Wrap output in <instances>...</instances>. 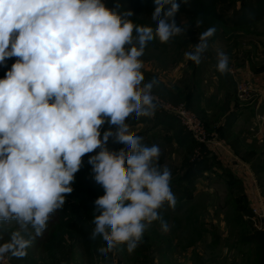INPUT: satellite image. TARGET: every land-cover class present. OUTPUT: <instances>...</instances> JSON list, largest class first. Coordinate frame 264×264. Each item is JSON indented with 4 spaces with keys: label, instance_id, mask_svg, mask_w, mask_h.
<instances>
[{
    "label": "clouds",
    "instance_id": "clouds-1",
    "mask_svg": "<svg viewBox=\"0 0 264 264\" xmlns=\"http://www.w3.org/2000/svg\"><path fill=\"white\" fill-rule=\"evenodd\" d=\"M154 4L155 29L134 24L132 11L105 0H0V65L16 58L0 78V223L18 226L0 244V258L27 255L25 233L42 235L88 154L104 190L94 201L90 234L105 242L101 254L119 245L132 253L154 221L169 231L160 209L176 205L171 172L158 164L159 147L144 145L126 122L155 111L156 81L143 83L141 71L147 43L185 32L176 21L178 0ZM215 32H201L186 59L199 65ZM228 65L218 51L216 70L226 74ZM109 138L127 150L110 151Z\"/></svg>",
    "mask_w": 264,
    "mask_h": 264
},
{
    "label": "rangeland",
    "instance_id": "rangeland-1",
    "mask_svg": "<svg viewBox=\"0 0 264 264\" xmlns=\"http://www.w3.org/2000/svg\"><path fill=\"white\" fill-rule=\"evenodd\" d=\"M216 10H220L219 5ZM151 15H137L129 19L134 24L155 29L156 24ZM229 16L230 13L224 17ZM197 19L203 21L199 27L195 25ZM176 21L185 28V32L168 43L153 39L147 43L140 58L144 65L141 70L144 75L143 83L156 81L152 89L156 105L154 114L139 118L133 114L126 121L130 131L142 137L144 145L159 147L158 164L161 168L167 167L171 172L170 186L176 189L172 191L176 197V205L182 203L186 192L192 193L189 201L180 210L170 213L167 205L160 209V215L169 225V231L163 232L160 221H154L132 253L124 245H119L103 255L98 249L106 245L102 238L97 237L94 245H90L87 257L83 254L84 249L77 234L64 228L57 232L59 229L56 219H49L46 229L38 238L31 229L25 233L26 238L31 240L25 257L18 259L6 254L11 264H181L178 257L184 247L188 248L186 253L196 264L257 263V244L241 241V237H245L250 231L245 222H251L249 217H242V214L248 209L252 213L251 200L253 208L260 211L262 208L256 207L253 194L250 201L242 198L243 192H240L244 183L247 186L248 180L244 182L242 177L234 175L235 172L244 174L243 170L250 169L254 173L257 171L251 166H246L247 169L242 165L245 158H241L235 152L237 150L232 149L231 141L218 123L228 122L236 110L254 109L250 115L252 120L246 115L248 125L252 127L254 122L255 125L260 122L258 116H264V102L260 101L256 82L257 78H264V19L256 21L248 28H239L225 24L214 16L190 18L179 11ZM209 27H215L216 32L208 41L209 47L203 54L201 63L196 65L186 59L185 53L193 50V45L198 43L199 34ZM218 51H223L229 58V72L226 74H220L216 70ZM239 80H248L256 90L257 98L249 106L242 108L239 105L246 103L238 100L235 91ZM257 100L260 103L255 108ZM181 104L203 123L214 140L221 142L216 145L219 149H208L197 143L183 129L177 118L165 111V105ZM108 127V124L103 125L102 131ZM106 147L110 151H118L125 148V145L109 138ZM256 151L259 150L251 149L248 153L253 156ZM88 155L85 157L88 158ZM203 161L209 165L193 182L189 177L201 170ZM232 170L234 178L229 174ZM254 183L262 194L260 181ZM234 192L240 195H234ZM187 205L197 206L199 209H186ZM94 211L95 208L89 210V213L93 216ZM195 219L197 222L192 223ZM17 228L15 222L0 223V244L9 241L11 233ZM51 233L53 237L48 245L45 240ZM191 238L197 243H193L194 248L183 246L185 240Z\"/></svg>",
    "mask_w": 264,
    "mask_h": 264
},
{
    "label": "trees",
    "instance_id": "trees-1",
    "mask_svg": "<svg viewBox=\"0 0 264 264\" xmlns=\"http://www.w3.org/2000/svg\"><path fill=\"white\" fill-rule=\"evenodd\" d=\"M105 3L109 8H116L117 5H119L117 10L121 13L130 10L133 12V16L150 15L155 8L154 0H105ZM178 3L180 4L179 11L186 17L214 16L217 20L225 24L228 23L239 28H248L256 21L264 19V0H188V3H185L184 0H178ZM217 5L220 6V10H216ZM229 13L230 18H225L224 16ZM131 17H128V19ZM15 59L16 58L8 59L5 65H0V78L4 77L5 72L11 68ZM230 121L231 117L229 121H225V123L229 125ZM201 163L203 164L201 170L189 177L192 181L200 176L203 170L207 168V165H209L205 161ZM72 187L73 191L71 194L66 195L63 208L55 211L49 219H56L59 229L57 232H60V229L63 228L74 231L81 240V246L84 249L83 254L88 257L90 245H94L96 241L90 239V234L94 225L91 222L93 216L89 213V210L95 208L94 201L99 196L104 195V190L94 180L92 166L88 164V158H83L82 167L75 174V182L72 184ZM171 190L176 191L172 186ZM181 204L175 205L174 208L168 207L167 204L165 205H167L171 213L179 210ZM250 215H252V213L251 210L248 209L242 214V217ZM248 224L250 223L248 222ZM52 237L53 234L51 233L45 240L47 244H50ZM36 238H38V236H36ZM247 240L257 244V264H264V233L259 230L249 232V234H247Z\"/></svg>",
    "mask_w": 264,
    "mask_h": 264
},
{
    "label": "crops",
    "instance_id": "crops-1",
    "mask_svg": "<svg viewBox=\"0 0 264 264\" xmlns=\"http://www.w3.org/2000/svg\"><path fill=\"white\" fill-rule=\"evenodd\" d=\"M257 77H259V76H257ZM256 82L258 83L257 86H258V89L260 92L259 93L260 101L263 103L264 102V78L263 77L257 78ZM250 109H251V107H250ZM251 111H254V109H251V110L246 109L245 111H237L236 110V112L235 111L233 112L234 114L232 113L231 121L229 122L230 124L228 123L229 125H227L225 123V121H223L225 124H222L223 122H219L218 124L220 127H223L222 131L226 133L227 138H229V141H231L232 149L234 151L237 150L235 152H237L241 158L242 157H243V159L245 158V160L243 161L244 163L241 162L242 165L245 167L248 166V168H249V166H251L253 169H255L257 171V173H254L249 169V171L243 170L244 174H242L240 172H235V174H234L233 173L234 169H233L232 172L231 171L229 172L231 174L232 178H234V175H235L237 177H242L244 182H247V180H248V182H247L248 184H246L247 186H245V183H244L242 191L240 192V194L243 192L242 198L244 197L246 200L250 201L252 199V194H253V198H256L254 200L256 202L255 203L256 207L257 206L261 207L262 211L264 212V188H263L264 187V123L260 124V122H258L255 125V122H254L253 127L251 125H248L249 121L247 120L246 115H248L249 118L250 117L252 118V116H250V115H252ZM251 118H250V120H252ZM253 121H255V120H253ZM256 148L259 151H256L255 154H253V156H250V154L248 152H250L251 149H256ZM239 163H240V161H239ZM203 172H205V171H203ZM214 173H217V172L214 171ZM255 175L257 176V179L255 178L256 177ZM221 176H223V174H221ZM259 176H260V178H259ZM226 180H228V178H226ZM257 180L260 181V188H262V190H261L262 194H260L259 188L254 183V182L257 183ZM195 181H193V182H195ZM189 190H190V188H189ZM236 193H238V192H234V195H240V194H236ZM190 194H192V193H189V194L185 193L184 194L180 209L186 205L185 203L187 201H189L188 199L190 197ZM250 202H251L250 207L253 208L254 205H253L252 200ZM185 208L186 209H192V208L193 209H199L197 206H190V205L189 206L187 205ZM184 209H183V211L185 212L186 209L185 210ZM250 216H247V217L250 218ZM244 217H246V216H244ZM196 222H197L196 219L192 221V223H196ZM245 223L247 224L248 229L250 230L249 232H253L256 230L255 228H253L251 222H249L250 224H248V222H245ZM194 228H195V226H194ZM256 231H258V230H256ZM249 232H248V234H249ZM241 241L245 242V243L250 242L249 240H247V234L245 235V237L244 236L241 237ZM193 243H195V245L197 244L195 239H193V238L186 239L183 246L188 245L190 247L193 246V248H194ZM185 248L186 247H184V249H183L184 251L179 254L178 261L181 264H196L195 260H193V258H191L190 255L188 253H186V250L188 248L187 249H185Z\"/></svg>",
    "mask_w": 264,
    "mask_h": 264
},
{
    "label": "built area",
    "instance_id": "built-area-1",
    "mask_svg": "<svg viewBox=\"0 0 264 264\" xmlns=\"http://www.w3.org/2000/svg\"><path fill=\"white\" fill-rule=\"evenodd\" d=\"M234 74V71H230ZM236 83L235 91L237 98L240 102L246 103L241 104L239 106H249V104L253 103L257 98L255 94V89L250 85L248 80H239ZM255 98V99H254ZM260 103L257 100L255 108H258V104ZM165 111L170 112L174 115L177 120L180 122V125L183 129L199 144H202L204 147H208V149H216V145H220L221 142H217L214 140L210 134H208L205 129L203 123L184 105H176L169 106L165 105ZM264 122V116H258V121ZM219 149V147L217 148ZM202 156V154H200ZM250 221L256 230L264 231V213L258 209L252 208V215L250 216ZM0 264H11L8 256L5 255L3 258H0Z\"/></svg>",
    "mask_w": 264,
    "mask_h": 264
}]
</instances>
